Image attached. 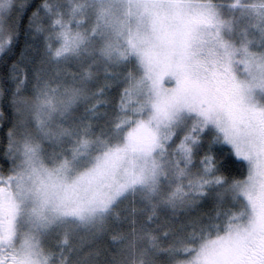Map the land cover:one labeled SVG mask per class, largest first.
I'll use <instances>...</instances> for the list:
<instances>
[{
	"label": "snow or ice",
	"instance_id": "obj_1",
	"mask_svg": "<svg viewBox=\"0 0 264 264\" xmlns=\"http://www.w3.org/2000/svg\"><path fill=\"white\" fill-rule=\"evenodd\" d=\"M0 264H264V0H0Z\"/></svg>",
	"mask_w": 264,
	"mask_h": 264
}]
</instances>
